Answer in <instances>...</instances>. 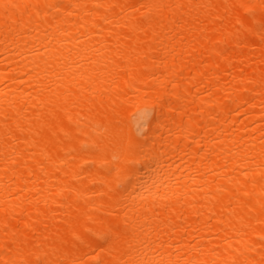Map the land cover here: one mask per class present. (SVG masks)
Here are the masks:
<instances>
[{
  "label": "bare ground",
  "instance_id": "6f19581e",
  "mask_svg": "<svg viewBox=\"0 0 264 264\" xmlns=\"http://www.w3.org/2000/svg\"><path fill=\"white\" fill-rule=\"evenodd\" d=\"M0 264H264V0H0Z\"/></svg>",
  "mask_w": 264,
  "mask_h": 264
}]
</instances>
